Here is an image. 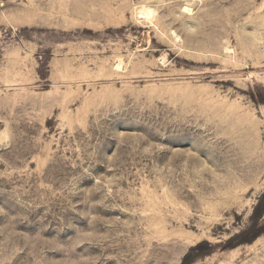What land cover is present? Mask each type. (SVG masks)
<instances>
[{"label":"rangeland","instance_id":"374dc122","mask_svg":"<svg viewBox=\"0 0 264 264\" xmlns=\"http://www.w3.org/2000/svg\"><path fill=\"white\" fill-rule=\"evenodd\" d=\"M0 264H264V0H0Z\"/></svg>","mask_w":264,"mask_h":264},{"label":"bare ground","instance_id":"6f19581e","mask_svg":"<svg viewBox=\"0 0 264 264\" xmlns=\"http://www.w3.org/2000/svg\"><path fill=\"white\" fill-rule=\"evenodd\" d=\"M182 11H183V13L188 14V13H190L191 10H190L189 6L185 5L182 8ZM153 15H154V10H152L148 7H145V6H142L140 8V11L138 12V18H140V19L150 20L153 17Z\"/></svg>","mask_w":264,"mask_h":264}]
</instances>
